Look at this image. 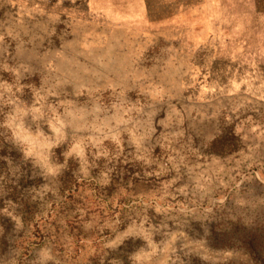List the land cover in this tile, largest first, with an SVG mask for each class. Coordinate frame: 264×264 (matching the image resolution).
I'll return each instance as SVG.
<instances>
[{
    "label": "rangeland",
    "instance_id": "1",
    "mask_svg": "<svg viewBox=\"0 0 264 264\" xmlns=\"http://www.w3.org/2000/svg\"><path fill=\"white\" fill-rule=\"evenodd\" d=\"M0 264H264V0H0Z\"/></svg>",
    "mask_w": 264,
    "mask_h": 264
},
{
    "label": "trees",
    "instance_id": "2",
    "mask_svg": "<svg viewBox=\"0 0 264 264\" xmlns=\"http://www.w3.org/2000/svg\"><path fill=\"white\" fill-rule=\"evenodd\" d=\"M251 252V251H250ZM252 255H253V253H252ZM260 261V259L259 258H256V262H259Z\"/></svg>",
    "mask_w": 264,
    "mask_h": 264
}]
</instances>
